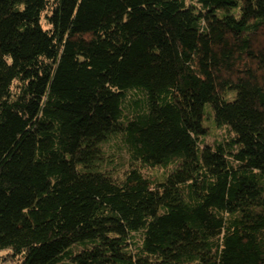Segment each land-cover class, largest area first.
<instances>
[{"label":"trees","instance_id":"16d2710c","mask_svg":"<svg viewBox=\"0 0 264 264\" xmlns=\"http://www.w3.org/2000/svg\"><path fill=\"white\" fill-rule=\"evenodd\" d=\"M207 104L229 129L214 145ZM4 249L264 264V0H0Z\"/></svg>","mask_w":264,"mask_h":264},{"label":"rangeland","instance_id":"374dc122","mask_svg":"<svg viewBox=\"0 0 264 264\" xmlns=\"http://www.w3.org/2000/svg\"><path fill=\"white\" fill-rule=\"evenodd\" d=\"M43 23H45V19H43ZM204 126L208 128L207 134L203 137H201L202 143H206L207 145H214V143L219 140H223L227 137L225 135H229V129L228 128H217L215 124V117L213 114V110L209 104L205 106V117H204ZM209 143V144H208ZM107 149L110 155H112V158L127 160L128 156L125 152V150L121 147V141L120 140H112L110 143L107 144ZM119 161H117L116 166L119 165ZM159 168L156 167H149L146 166L143 168V171L145 174L151 175L152 178H159L162 179L165 176H167L169 173H171L173 170H175L176 166H173V162H170L167 166L158 165ZM126 165L124 167H121L120 169H125ZM161 167V168H160ZM160 176V177H159ZM162 176V177H161ZM83 249V246L81 243H76L71 246V250L73 253H77ZM9 250L4 249L0 250V264H15V261H13L9 256Z\"/></svg>","mask_w":264,"mask_h":264}]
</instances>
